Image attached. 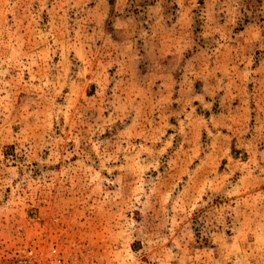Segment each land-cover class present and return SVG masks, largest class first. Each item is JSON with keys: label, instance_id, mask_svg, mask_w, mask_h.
Returning <instances> with one entry per match:
<instances>
[{"label": "rangeland", "instance_id": "1", "mask_svg": "<svg viewBox=\"0 0 264 264\" xmlns=\"http://www.w3.org/2000/svg\"><path fill=\"white\" fill-rule=\"evenodd\" d=\"M52 244L264 264V0H0V260Z\"/></svg>", "mask_w": 264, "mask_h": 264}, {"label": "built area", "instance_id": "2", "mask_svg": "<svg viewBox=\"0 0 264 264\" xmlns=\"http://www.w3.org/2000/svg\"><path fill=\"white\" fill-rule=\"evenodd\" d=\"M1 261V260H0ZM54 261L62 262V257L59 254L58 248L55 244H52L49 248V252L46 256L42 253L36 252L35 248L28 247L18 254H14L9 261L0 262V264H53ZM64 264H84L83 262H77L76 259L65 260Z\"/></svg>", "mask_w": 264, "mask_h": 264}]
</instances>
